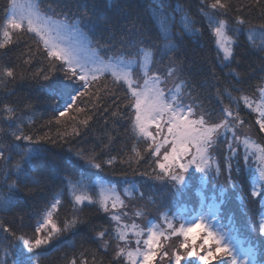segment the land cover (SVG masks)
<instances>
[{
    "label": "snow or ice",
    "instance_id": "obj_1",
    "mask_svg": "<svg viewBox=\"0 0 264 264\" xmlns=\"http://www.w3.org/2000/svg\"><path fill=\"white\" fill-rule=\"evenodd\" d=\"M117 7L123 13L122 6ZM258 8H264V0H250L244 5L234 4L233 0H198L193 14L191 6L176 0H154L147 23L130 21L131 27L126 26L119 41L113 43L115 23L101 15L95 4H83L78 14L70 17L50 6L49 11H43L35 0L25 4L8 0L2 9L0 49L7 57L9 45L14 43L13 33L33 34L36 47L28 49V58L20 64L11 57L0 63V212H12L22 203L39 199L47 203L30 234L23 230V217L19 230L0 218V264H40L44 247L82 228L91 230L97 251L103 250L107 259H99L86 249L68 264H89L85 253L91 256V264H157L158 256L167 258L168 264H259L255 249L244 248L232 229L220 224V205L213 203L205 210L203 198L191 219L164 212L166 228L150 222L145 231L134 221L122 223L129 218L123 209L129 208L133 196L130 188L123 189L122 198L115 185L88 182L118 159L111 155L116 151L117 138L109 135L99 153L95 149L85 152L69 148L72 155L65 157L54 151L63 144L47 134H34L28 127L34 122H25L21 115L36 108L33 100L8 99L16 95L12 85L31 80L39 99L51 108L59 123L78 97L91 96L94 82L108 75L111 87H101L114 102L119 99L125 109L121 112L117 105L110 115L126 117L125 128L138 141L121 163L131 168L134 163L154 159L160 170L155 173L153 169L154 179L166 182L173 200L187 191L189 172L194 170L202 174L201 184L219 186L221 195L226 186L243 189V182L250 180L249 196L259 198V203L264 201V144L254 142L243 132L245 120L240 113L241 104L259 113L257 131L264 134V76L258 78V84L251 83L255 77L245 71L243 58L237 59L238 37L247 30L252 54L264 64V43L252 40L257 28L248 18ZM205 31L213 37L220 68V74L211 73L214 81L222 84L216 89L221 104L218 112L205 106L185 77V62L177 57L185 38ZM89 32H99L102 39L105 35L107 39L96 41L93 47ZM259 34L264 37V24L259 25ZM225 97L227 105L223 103ZM76 111L85 109L77 107ZM52 123L49 119L40 128ZM81 123L87 126L88 119ZM75 134L80 135L79 131ZM78 161L95 171L73 175L70 167ZM97 190L99 195L94 197L91 193ZM53 191L49 200L48 193ZM138 194L144 198L142 192ZM62 196L68 198L72 215L58 225L53 217L59 212ZM90 206L105 213V218L116 226L98 228L92 218L81 215ZM133 215L145 213L137 210ZM177 220L178 226L173 222ZM256 228L264 238V217ZM129 229L135 237L134 248ZM166 231L165 239L176 237V243L161 245ZM145 235L147 238L142 240Z\"/></svg>",
    "mask_w": 264,
    "mask_h": 264
},
{
    "label": "trees",
    "instance_id": "obj_2",
    "mask_svg": "<svg viewBox=\"0 0 264 264\" xmlns=\"http://www.w3.org/2000/svg\"><path fill=\"white\" fill-rule=\"evenodd\" d=\"M7 2L8 0H0V25H2L4 20L3 5ZM35 2L40 4L43 11H49L50 6L51 9H55L57 12H64L70 17L76 16L83 4H95L101 15L115 23V40L113 43H116L120 39L121 31L126 26L131 27L130 21L147 23L149 17L153 14L152 5L154 0H35ZM176 2L191 6L194 14L198 0H176ZM249 2L250 0H233V3L237 5H244ZM117 5L122 6L123 13H121ZM262 13H264V8L253 9L251 13L248 14L250 23L257 28V31L252 34V40L257 44L264 43V37H261L259 34V25L264 24ZM197 27H200V25L198 24ZM88 35L93 41V47H96V41H101V43H103V40L107 39L106 35L102 39L99 32H89ZM248 35L247 30H244L238 37L237 51L240 55L237 59L243 58L245 71L251 73L253 77H255V79L250 82L258 84L260 82L258 78L264 76V64H262L258 56L252 54L253 50L250 49ZM2 39V34H0V41H2ZM13 40L14 43L9 45L11 52L8 53L7 57H5V50L0 49V57H5L4 60H0V63L6 62L8 57H11L15 63L20 64L21 60L28 58V49L30 47L35 49L36 47L33 34L31 33L22 34L20 36L13 33ZM177 57L185 62V77L199 94L205 106L218 112L221 104L218 102L216 89L221 88L222 84L214 81L211 75L212 72L220 74L216 56V46L211 34L205 31L201 35H191L185 38L180 51L177 53ZM101 85L111 87V77L105 75L94 82L91 89L92 95L78 97L73 108L69 109L63 117H60L59 123H56L51 108L39 99L40 94L37 91V86L31 80H21L12 85L11 87L15 90L16 95L10 96L8 99L10 101H23L25 97H28L33 100L37 105L36 108L32 111L22 112L21 115L24 116L25 122L28 120L34 122L32 125L28 126L34 134H47L51 139L58 140L59 143L63 144L64 146L62 148H55L54 151L65 157L72 155V153L68 151L69 148L73 151L84 149L85 152L95 149L96 152L99 153L102 142L106 141L109 135L116 137V151L111 152V155L117 156L118 159L111 167L105 166L98 177L93 176L91 181L88 182L100 183L102 180L112 182L111 185H115L118 190H121L120 194L122 198L125 197L123 189L130 188V190L133 191V196L132 199L128 201L129 206L134 203H145L148 205L152 202V198H154L158 203H156L157 205H155V211L153 213H159L163 208L160 200L166 198V194L163 191V181L154 179L155 173H158L160 170L156 167L154 159H150L148 163H144L143 161L139 164L134 163L131 168L121 163V160L132 154L130 149L137 147L138 141L133 138L134 133L125 128L127 124L126 117L119 119L110 115L117 105H119L121 112L125 111V109L123 104H120L119 99H116L114 102L112 96L106 95ZM120 95L122 96V94ZM223 103L225 105L229 103L226 97ZM77 107L84 108L85 111L78 112L76 111ZM240 114L245 120L244 128L252 131V133H258L256 120L259 118V113L251 111L241 104ZM49 119H53V123L41 129L40 125ZM85 119H88L87 126L81 123ZM76 131H79V136L75 134ZM259 135L262 134L259 133ZM65 141H67V143H65ZM49 147H51V145H49ZM163 151L164 149L162 148L161 152L163 153ZM72 159L75 160L76 158L72 157ZM105 159H107V156H105ZM14 162L15 161H13V163ZM154 168L155 173L153 172ZM70 171L73 175H87L95 170L84 164L83 161H78L76 164L71 165ZM246 182L247 181L243 182L244 187L248 184ZM52 187L55 191L56 186L53 185ZM226 187H229L231 192L236 194V196L233 197L229 188L227 189L226 198L229 199L227 201L238 208L236 213L233 212L234 215L236 216L239 214L238 216H241L242 213L243 217L246 219L247 213L242 209L243 205H240V201H243L241 199L242 197H238L241 195V193L238 192L241 191L240 188L233 189L231 186ZM54 191L48 193L49 200L52 195H54ZM140 192L144 194L143 199H141L138 194ZM243 193H245L247 199L246 191H243ZM91 194L97 197L99 192L97 190ZM185 197H183V199ZM248 201L250 200L247 199V202ZM46 203L47 201L43 199L22 203L15 211L7 213L0 212V218L7 222V226L19 230L21 226L20 217H23V230L30 234L33 230V225L40 219L41 213L46 207ZM251 207H257L256 201L251 203ZM71 215L72 208L68 203V198L62 196V204L59 208V212L58 214L54 213L53 218L59 225L60 221L69 218ZM81 215L92 218L98 228H114L116 226L115 222L110 223L109 219L105 218V213L97 211L96 208L91 206L86 207ZM246 223L248 224L249 222L247 221ZM244 229L248 230V227L244 226ZM257 240L264 243L263 238H258ZM176 242L177 238L175 237L169 241V244H174ZM86 249L95 253L99 259H107L103 250L97 251V244L92 239L91 230L82 228L74 230L73 232H67L59 241H54L53 244L44 247L41 250L40 264H68L69 260L74 257L79 258L81 253H84ZM85 259L91 264V256L87 255V253H85ZM157 264L164 263L157 258Z\"/></svg>",
    "mask_w": 264,
    "mask_h": 264
},
{
    "label": "rangeland",
    "instance_id": "obj_3",
    "mask_svg": "<svg viewBox=\"0 0 264 264\" xmlns=\"http://www.w3.org/2000/svg\"><path fill=\"white\" fill-rule=\"evenodd\" d=\"M21 4H25L27 2H29V0H19ZM248 128V127H246ZM243 132L245 134H247L249 137H251V139L256 142V143H261V144H264V134L262 135H259V133H252V131H249L248 129H245L243 128ZM242 147H241V151H242ZM202 174L199 173V172H196L194 170H190L189 172V188L187 189V191L180 197H178L176 200H173L169 194V188L166 184L165 181L162 182V185H163V191L165 192L166 194V198L164 200H160V202L163 204V203H168L167 206H163L164 208H162L160 211H159V217L158 218H155V217H152L151 218V213H153L155 211V205H157L156 203L157 200L155 201L154 198H152V202L150 204H145V203H134L133 205L129 206V208H126V209H123V211L125 212H128V217L127 219H124L122 221V223H128V224H131L133 221L140 225V227L144 228L145 231H147V228L150 226V222L151 224L153 225H158L160 226L161 228H166V224L164 223L163 221V213L164 212H169L170 214L171 213H176L178 216H181L183 217L184 219H191L193 217L196 216V214L198 213V211H195V210H192L190 208H188L189 205H186L184 207H181V205L179 204H174L173 206L174 207H177L176 209L172 208L171 207V203H175L179 200H182L183 197L185 198H189L191 196V190L194 189L196 193H198L200 196L203 197V202H204V205H205V210H207V207L212 205L213 203L215 204H218L220 205L221 204V198L218 196L217 198H215V200H213V198L210 196H205V193L206 191H199L200 190V187L201 185V182H200V178H201ZM221 180H223V177H221ZM249 182L250 180H247L246 183V186L244 187V190L240 188V192L243 193V191H246L247 195L249 194L250 192V188H249ZM100 183H103V184H106L108 185L109 183L106 182V181H102ZM111 185V184H110ZM195 186H197L195 188ZM216 185L215 184H211V188H214ZM205 188V187H204ZM227 189L229 187H226ZM230 190V188H229ZM132 191V190H131ZM133 192V191H132ZM231 192V190H230ZM232 196L235 197L236 194L232 193ZM240 197V195H239ZM154 201V202H153ZM191 202V200H190ZM264 204V201L262 202ZM243 207L245 208V210L247 211V218H246V222L248 221V230L250 233H254L255 234V237L256 239L258 238H261L258 233H257V228L256 226H258V223H259V220L264 217V210L263 208H257V207H251L250 206H247L246 203H244ZM200 209V208H199ZM117 211H119V207L116 209ZM137 210H143V212L145 213V215L143 216H134L133 213H135ZM263 210V211H262ZM149 214V215H148ZM148 215V216H147ZM219 218H220V224H222L225 228H230L232 229V235L234 237H236L239 241L242 242V246L244 248H248V247H252L253 249H255L256 251V260L259 262V264H264V251H261L259 250L258 248H256V240H254L253 238H247V237H243V235H240L238 231H236L234 233V230L235 227L233 224H228V222L224 221L223 219V215L221 213V208H220V213H219ZM174 223L177 224L178 226V223L179 221H173ZM168 233L167 231L165 232V236L164 237H161V245H167L169 244V241H171L172 239H174L175 237H171L169 239H165V237H167ZM147 236L145 235L144 237H142L141 239H146ZM129 239L131 241H133L131 247H135V237L131 235V229H129ZM164 239V240H163ZM264 239V238H263ZM197 243H199V240L197 241ZM161 262H163L164 264H168V259L167 258H163V257H160L158 256L157 257Z\"/></svg>",
    "mask_w": 264,
    "mask_h": 264
}]
</instances>
